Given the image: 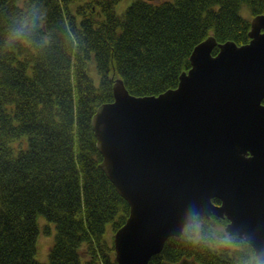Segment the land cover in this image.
<instances>
[{"label":"trees","instance_id":"trees-1","mask_svg":"<svg viewBox=\"0 0 264 264\" xmlns=\"http://www.w3.org/2000/svg\"><path fill=\"white\" fill-rule=\"evenodd\" d=\"M79 1L0 0V264H116L107 225L118 229L129 206L99 166L97 106L116 78L136 96L176 87L198 42L244 44L241 9L264 12V0H132L121 13L123 0ZM39 216L55 229L47 261ZM226 221L195 216L148 264H259L216 231Z\"/></svg>","mask_w":264,"mask_h":264},{"label":"water","instance_id":"water-1","mask_svg":"<svg viewBox=\"0 0 264 264\" xmlns=\"http://www.w3.org/2000/svg\"><path fill=\"white\" fill-rule=\"evenodd\" d=\"M248 36H207L177 86L157 95L130 94L116 78L113 100L97 106L99 166L129 206L113 234L116 264H148L196 215L226 218V233L264 264V13Z\"/></svg>","mask_w":264,"mask_h":264},{"label":"rangeland","instance_id":"rangeland-1","mask_svg":"<svg viewBox=\"0 0 264 264\" xmlns=\"http://www.w3.org/2000/svg\"><path fill=\"white\" fill-rule=\"evenodd\" d=\"M132 0H123L121 3H119L116 6V12L117 13H121L123 12V10L126 8V6L131 2ZM159 1H164V0H152L151 2H157L159 3ZM166 1H172V0H166ZM80 3H84L85 0H80ZM241 14L244 18H249L250 17V13L247 9V7H243L241 9ZM39 220V224H40V228H41V232L38 236L37 239V259L40 261H47L48 259V251L49 248L53 242L54 239V225L51 223H48L43 216H39L38 217ZM47 228V232H44V229ZM108 228V229H107ZM107 241L112 244V237H113V231L112 229L109 227V225H107ZM216 231H222L224 229V224H219L216 226ZM224 231V230H223Z\"/></svg>","mask_w":264,"mask_h":264}]
</instances>
